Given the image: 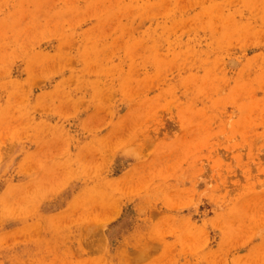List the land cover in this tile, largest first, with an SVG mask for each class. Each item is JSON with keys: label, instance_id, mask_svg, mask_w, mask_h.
I'll use <instances>...</instances> for the list:
<instances>
[{"label": "rangeland", "instance_id": "1", "mask_svg": "<svg viewBox=\"0 0 264 264\" xmlns=\"http://www.w3.org/2000/svg\"><path fill=\"white\" fill-rule=\"evenodd\" d=\"M0 264H264V0H0Z\"/></svg>", "mask_w": 264, "mask_h": 264}]
</instances>
